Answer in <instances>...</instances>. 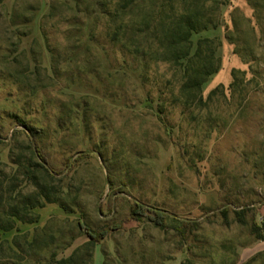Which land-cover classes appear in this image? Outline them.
Wrapping results in <instances>:
<instances>
[{
	"label": "rangeland",
	"instance_id": "374dc122",
	"mask_svg": "<svg viewBox=\"0 0 264 264\" xmlns=\"http://www.w3.org/2000/svg\"><path fill=\"white\" fill-rule=\"evenodd\" d=\"M119 3H0V170L30 157L32 130L68 210L2 234L23 249L6 263L57 264L107 228L81 264H264V0ZM199 8L218 25L192 34L191 56L209 38L220 62L203 99L223 89L185 108L183 67L163 56Z\"/></svg>",
	"mask_w": 264,
	"mask_h": 264
},
{
	"label": "trees",
	"instance_id": "16d2710c",
	"mask_svg": "<svg viewBox=\"0 0 264 264\" xmlns=\"http://www.w3.org/2000/svg\"><path fill=\"white\" fill-rule=\"evenodd\" d=\"M2 1L0 0V3ZM134 4L135 0H120L119 10L132 8ZM173 12L171 9L172 15ZM181 19L177 27L171 30L173 40L167 44L168 54L164 55L163 58L174 65L183 67L182 83L174 102H180L185 108L195 105L201 107L218 89H223L219 86L210 91L206 100L203 99L202 87L209 77L219 71L220 62L216 65L213 63L215 54L213 44L215 45V43L214 40L209 38L198 40L196 50L191 56V36L193 33L207 30L210 27L216 28L218 23H215L209 17L208 12L202 8L194 12V19L198 20L197 23L188 22L186 17L183 20ZM217 46H219V43H217ZM181 60H186V63L189 64L183 65ZM19 125L24 126V123H19ZM31 131L29 130L31 134L29 138L34 145V149L31 150L30 157L25 159L19 156L14 163L17 169L12 175L3 173L0 170V264H7L6 261L12 256L20 257V253L23 252L21 245L16 241L12 243L14 248L8 246L7 249H3V245L8 244V242L1 240L2 234L17 230L18 223H38L40 217L35 211L38 208H43L46 204H57L68 212L66 206L60 202V198L57 196L58 191H56L53 182L55 173L48 166L47 155L37 142L35 134ZM28 186H32L33 190L26 193L24 191ZM141 209L140 204H135L130 211L131 215L140 214ZM156 215L160 216V212L156 211ZM86 230L89 241L69 258L57 260V264H73L79 251L83 250L86 251L90 263L94 247L105 237L108 229L102 228L96 232ZM253 234L258 240L264 241V224L262 227H254ZM25 244L29 248L37 245L34 240L25 241ZM54 257L55 254L52 255V260H55ZM77 258L78 264L84 262L82 256H77Z\"/></svg>",
	"mask_w": 264,
	"mask_h": 264
}]
</instances>
